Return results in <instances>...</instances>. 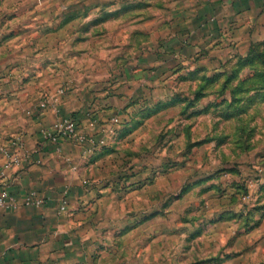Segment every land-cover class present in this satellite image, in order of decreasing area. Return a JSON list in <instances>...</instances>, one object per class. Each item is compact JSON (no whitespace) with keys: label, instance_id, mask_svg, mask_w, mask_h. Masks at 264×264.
<instances>
[{"label":"rangeland","instance_id":"374dc122","mask_svg":"<svg viewBox=\"0 0 264 264\" xmlns=\"http://www.w3.org/2000/svg\"><path fill=\"white\" fill-rule=\"evenodd\" d=\"M196 3L0 0V140L44 109L98 135L73 264H264V30L168 48Z\"/></svg>","mask_w":264,"mask_h":264},{"label":"crops","instance_id":"0c3cea01","mask_svg":"<svg viewBox=\"0 0 264 264\" xmlns=\"http://www.w3.org/2000/svg\"><path fill=\"white\" fill-rule=\"evenodd\" d=\"M195 5L191 20L184 16L182 21L177 18V23L172 22L168 48L193 54L208 43L238 41L264 30V0H197ZM57 119L53 109H44L17 133L22 139V162L7 179L17 206L0 207V264H73L78 255L80 246L69 211L82 194L79 158L98 135L83 122L80 130L88 135V141L55 143L46 138L44 129L51 128ZM4 161L0 152V167ZM29 192L38 193L44 203L25 205Z\"/></svg>","mask_w":264,"mask_h":264},{"label":"built area","instance_id":"2783aa9c","mask_svg":"<svg viewBox=\"0 0 264 264\" xmlns=\"http://www.w3.org/2000/svg\"><path fill=\"white\" fill-rule=\"evenodd\" d=\"M46 138L55 143H61L64 140H75L86 142L88 135L80 130L79 124L71 117L60 116L51 128L44 129ZM22 143H16L15 146H8L0 140V152L4 158V164L0 167V207L12 209L17 206V197L11 193L8 188L7 179L9 172L22 162L20 149ZM27 206H40L44 199L36 192H29L23 200Z\"/></svg>","mask_w":264,"mask_h":264}]
</instances>
